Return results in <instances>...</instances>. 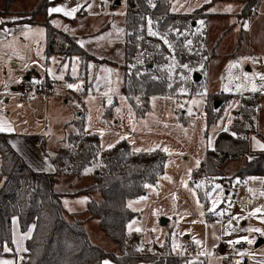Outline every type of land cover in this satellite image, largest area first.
Returning a JSON list of instances; mask_svg holds the SVG:
<instances>
[{"label":"rangeland","instance_id":"obj_1","mask_svg":"<svg viewBox=\"0 0 264 264\" xmlns=\"http://www.w3.org/2000/svg\"><path fill=\"white\" fill-rule=\"evenodd\" d=\"M40 1L14 0L8 6L7 0H0V113L8 117L13 131L43 137L50 152L68 149L69 135L79 130L74 120L82 113L83 131L98 137L100 150L125 141L136 152H163L162 174L143 195L127 200L136 215L126 224V232L139 235L138 248L142 251L160 247L164 252L169 241L171 251L165 250L185 256V264H226L223 256L231 254L235 255L233 264H244L245 259L251 264L253 255L264 254V176L231 179L230 173L240 165L231 161L225 166V176L212 182L204 209L198 197L203 182L193 175L220 128V121L206 128L208 95L231 93L237 105L246 91L254 92L255 88V92H264V57L260 56L264 55V0L247 18L246 26L241 22L247 19L238 17L243 6L239 0H170L171 12H197L192 19L197 48L210 53L216 41L218 44L207 69L199 74L195 90L190 94L179 90L176 96H152L139 114L120 92L125 69L104 62L94 67L89 61L84 77L77 58L68 63L64 57L61 62L55 55H45L44 16H34L32 24L7 22L18 18L17 13L31 11ZM129 1L52 0L47 14H53L52 22L59 27L79 35L104 28L93 39L80 41L95 56L123 64L124 16ZM57 7L63 11L50 13ZM74 8L76 12L65 15ZM29 83L35 88L27 94ZM85 83L90 92L83 95L80 90ZM69 84L74 87L69 88ZM216 101L222 103L213 100V104ZM260 102L264 119V100ZM258 136L264 142V120ZM100 165L98 159L79 179L71 174L60 176L54 189L66 193L62 196L63 213L68 219L82 221L90 242L117 253V245L99 228L98 218L81 214L86 202L99 200L100 194L70 195L88 186ZM190 246L199 247L200 254H191ZM217 247L222 255L215 252Z\"/></svg>","mask_w":264,"mask_h":264},{"label":"trees","instance_id":"obj_2","mask_svg":"<svg viewBox=\"0 0 264 264\" xmlns=\"http://www.w3.org/2000/svg\"><path fill=\"white\" fill-rule=\"evenodd\" d=\"M13 1L7 0L8 6ZM239 1L243 3L238 15L241 20L252 15L260 2ZM51 2L41 0L31 11L17 13L18 18L7 22L10 25L32 24L34 16H44L45 55H55L61 62L67 59L68 63L73 57L77 58L84 77L88 74L89 61L94 67L104 62L125 69L120 92L138 114L148 107L152 96H176L180 94L179 90L189 94L195 90L200 81H194L193 73L203 74L218 44L216 41L210 53L195 46L197 34L192 19L197 12H171L170 0H132L124 16L123 64H118L95 56L80 41L81 38H85V42L93 39L104 28L82 35L64 30L52 22L53 14H47ZM149 28L157 35H149ZM89 92L87 84H83L80 93ZM208 98L205 105L207 129L222 114L223 105L215 108L213 100L224 103L230 95L213 93ZM259 98L256 92L241 95L229 130L218 132L212 148L206 149L193 171V175L203 182L198 197L204 209L208 207L207 192L212 188V182L225 176V166L231 161L240 162L230 173L231 179L243 181L248 176H264V151L253 152L250 148V136L258 131ZM79 115L74 120L78 132L69 135L68 149L59 148L50 157L55 170L49 173L31 169L10 146L6 134L0 132V252L4 253L5 248L10 249L7 253L13 252L11 220L17 217L21 231L33 225L20 264H104L106 259L112 264H185V256L182 258L169 252V241L164 245L169 251L161 252L160 247L142 251L138 248L139 235L126 232V224L136 215L127 206V200L140 197L149 184L156 182L164 169L165 154L161 151L136 152L125 141L111 149L100 150L98 137L83 131L84 118L82 113ZM98 159L101 165L95 169L91 183L70 195L100 194L99 200L86 202L81 214L98 218L99 228L117 245V253L102 250L90 242L82 221L68 219L63 213L62 196L66 193L54 189L60 176L71 174L74 179H79Z\"/></svg>","mask_w":264,"mask_h":264},{"label":"crops","instance_id":"obj_3","mask_svg":"<svg viewBox=\"0 0 264 264\" xmlns=\"http://www.w3.org/2000/svg\"><path fill=\"white\" fill-rule=\"evenodd\" d=\"M239 11L240 10H238V12ZM238 12H235L234 14L237 15ZM249 19L241 22L242 23L241 26H246L247 21ZM237 22H240L238 18H237ZM260 56L264 57V55H260ZM29 79L30 77H28V80ZM225 93L229 94L230 98L224 102V103H227V108L226 106H224L225 104L223 103L224 105L222 108V114L220 118L218 119V121H220V128L215 133L214 139L216 135L218 134V132L225 131V129L229 130L234 112L235 110L238 109L239 103H240V98H239V103L236 105V100L235 98L234 99L231 98V93H228V92H225ZM245 93H250V92L246 91ZM256 93H259L260 95L258 114L256 116V125H257V128L259 129V125L263 124V120H264L262 110H261V102H260L261 99L264 100V92L257 91ZM221 104L222 103H220L219 105ZM225 108H226V112L223 113ZM227 111H229V114L227 113ZM230 114L232 115L231 118H230ZM8 121H9L8 117L3 115V113L2 114L0 113V127H4L5 129L11 128L10 126L12 125H9ZM0 132H3L6 134V139L8 143L10 144V146L22 157V159L31 169L37 172H46V173L53 172L55 170L54 163L50 160V157L55 155L56 150L53 152L48 151L45 147V141L43 137L39 135H30V134L27 135V134H22V133L16 134V132L13 131V129L11 131H0ZM261 145H264V142L260 140L258 136V131H257V133H253L250 136L251 151L253 152L264 151V147H261ZM212 146L208 148H212ZM256 176H261V175H256ZM32 229H33V225H30L26 231L24 232L21 231L17 217L12 218L11 232H12L13 252L12 253H7V251H4V253L0 252V264H4L5 261L10 262V264H20V262L25 257L24 256L25 241L31 235ZM105 261H108L109 264H112V262H110L107 259L104 260V262ZM245 261L246 262H244V264H248L247 262L248 260L245 259ZM250 263L251 264H264V254L253 255Z\"/></svg>","mask_w":264,"mask_h":264},{"label":"snow or ice","instance_id":"obj_4","mask_svg":"<svg viewBox=\"0 0 264 264\" xmlns=\"http://www.w3.org/2000/svg\"><path fill=\"white\" fill-rule=\"evenodd\" d=\"M206 2H207V0H206ZM50 11V13L51 12H60V11H63V9L62 8H60V7H57V8H52V9H50L49 10ZM77 11V9H72V11L71 12H65V15H72L74 12H76ZM214 11V10H213ZM0 23H2V21H0ZM200 23L201 24H203L204 22L203 21H200ZM149 35H153V36H155V35H157V33H155V32H153L152 30H151V28H149ZM166 43H167V41H165ZM190 43V42H189ZM232 67H235V65L233 64V65H231ZM184 67H187V65H184ZM108 71H110V70H108ZM38 82V81H37ZM69 88H72V87H74L73 85H71V84H69V85H67ZM256 89L255 88H253V91H255ZM109 103H111V101H109ZM12 129L11 128H7V129H5L4 127H0V131H11ZM225 131H227V129H225ZM111 147V146H110ZM261 147H264V145H261ZM197 163H199V162H197ZM87 171V170H86ZM186 186V185H185ZM197 187H199V185H197ZM218 187V186H217ZM262 195H264V193H262ZM66 203V202H65ZM213 209H209V211H212ZM256 211H260V209H257ZM247 231H257V232H259V231H261L260 229H247ZM249 243H252V241H248ZM237 243H239V241H237ZM10 249H8V248H5V251H9ZM4 264H10V262H7V261H5L4 262ZM104 264H109V262L108 261H105L104 262Z\"/></svg>","mask_w":264,"mask_h":264},{"label":"built area","instance_id":"obj_5","mask_svg":"<svg viewBox=\"0 0 264 264\" xmlns=\"http://www.w3.org/2000/svg\"><path fill=\"white\" fill-rule=\"evenodd\" d=\"M35 88V86H34V84H32V83H29V84H27L26 85V91H27V94H29L31 91H32V89H34ZM39 87L38 86H36V89H38ZM189 250V252L191 253V254H195V255H199L200 254V249H199V247H194V246H190L189 248H188ZM215 252L217 253V255H218V253L219 254H221L222 255V253H220V248H216L215 249ZM234 254H231V255H224L223 257L224 258H227L226 259V264H233L234 263Z\"/></svg>","mask_w":264,"mask_h":264},{"label":"water","instance_id":"obj_6","mask_svg":"<svg viewBox=\"0 0 264 264\" xmlns=\"http://www.w3.org/2000/svg\"><path fill=\"white\" fill-rule=\"evenodd\" d=\"M193 79H194L195 82H198V80L200 79L199 74H197V73H193ZM219 104H220V101H216V102L214 103V107L217 108V107L219 106ZM244 261H245V260H244Z\"/></svg>","mask_w":264,"mask_h":264}]
</instances>
